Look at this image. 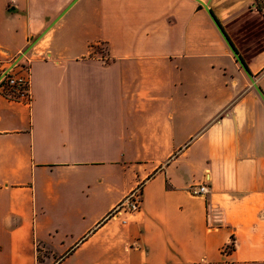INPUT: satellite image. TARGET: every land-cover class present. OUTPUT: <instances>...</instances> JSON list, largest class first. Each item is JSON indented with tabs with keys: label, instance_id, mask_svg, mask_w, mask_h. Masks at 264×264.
<instances>
[{
	"label": "crops",
	"instance_id": "obj_1",
	"mask_svg": "<svg viewBox=\"0 0 264 264\" xmlns=\"http://www.w3.org/2000/svg\"><path fill=\"white\" fill-rule=\"evenodd\" d=\"M201 1L264 94L256 0H0V76L50 26L0 82V264H264V100Z\"/></svg>",
	"mask_w": 264,
	"mask_h": 264
},
{
	"label": "built area",
	"instance_id": "obj_2",
	"mask_svg": "<svg viewBox=\"0 0 264 264\" xmlns=\"http://www.w3.org/2000/svg\"><path fill=\"white\" fill-rule=\"evenodd\" d=\"M13 64L9 69H7L1 76L0 82L5 83V85L10 90V95L13 98H26L30 99V73L26 66H20L19 72H15L14 68L19 66ZM190 192L195 195L206 196L210 192V187L207 182L192 185L189 188ZM141 205V192L139 187L132 189L116 206V211H130L136 212L140 209Z\"/></svg>",
	"mask_w": 264,
	"mask_h": 264
},
{
	"label": "water",
	"instance_id": "obj_3",
	"mask_svg": "<svg viewBox=\"0 0 264 264\" xmlns=\"http://www.w3.org/2000/svg\"><path fill=\"white\" fill-rule=\"evenodd\" d=\"M201 2L203 4V6L205 7L206 11L208 12L210 18L212 19L213 23L215 24L216 28L218 29V31L220 32V34L222 35V37L226 41L228 47L230 48V50L233 53L234 57L236 58L237 62L240 64L242 69L245 71V73L247 74V76L251 80L252 84L254 85V87L257 89V91L259 92V94L261 95V97L264 100V94L262 93L260 87L256 83V80H255L253 74L251 73V71L247 67L245 61L243 60V58L239 54L238 50L236 49V47L234 46L232 41L230 40V38L227 35L226 31L224 30L223 26L221 25L219 20L216 18V16L214 15L213 11L209 8L208 4L203 2V1H201ZM48 28L46 30H48ZM46 30H44V32H42L37 38H35L33 40V42L29 46H27V48L14 61V64L18 63L23 58V56L30 50V48L42 37V35L46 32Z\"/></svg>",
	"mask_w": 264,
	"mask_h": 264
},
{
	"label": "trees",
	"instance_id": "obj_4",
	"mask_svg": "<svg viewBox=\"0 0 264 264\" xmlns=\"http://www.w3.org/2000/svg\"><path fill=\"white\" fill-rule=\"evenodd\" d=\"M257 2V6L260 10H264V0H256ZM233 242H232V245L230 246L231 248H233Z\"/></svg>",
	"mask_w": 264,
	"mask_h": 264
},
{
	"label": "rangeland",
	"instance_id": "obj_5",
	"mask_svg": "<svg viewBox=\"0 0 264 264\" xmlns=\"http://www.w3.org/2000/svg\"><path fill=\"white\" fill-rule=\"evenodd\" d=\"M21 62H22V60H20L18 64L20 65Z\"/></svg>",
	"mask_w": 264,
	"mask_h": 264
}]
</instances>
